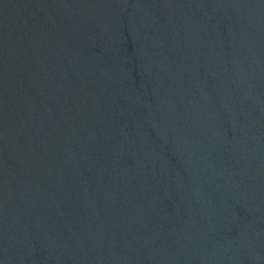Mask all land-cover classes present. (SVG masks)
Listing matches in <instances>:
<instances>
[{"label":"water","instance_id":"95a60500","mask_svg":"<svg viewBox=\"0 0 264 264\" xmlns=\"http://www.w3.org/2000/svg\"><path fill=\"white\" fill-rule=\"evenodd\" d=\"M0 264H264V0H0Z\"/></svg>","mask_w":264,"mask_h":264}]
</instances>
